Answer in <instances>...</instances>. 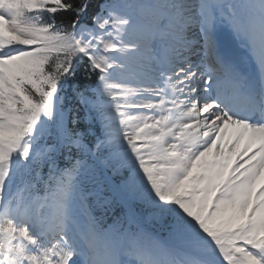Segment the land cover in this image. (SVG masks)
Masks as SVG:
<instances>
[{
    "label": "snow or ice",
    "instance_id": "6c2138e0",
    "mask_svg": "<svg viewBox=\"0 0 264 264\" xmlns=\"http://www.w3.org/2000/svg\"><path fill=\"white\" fill-rule=\"evenodd\" d=\"M0 264H264V0H0Z\"/></svg>",
    "mask_w": 264,
    "mask_h": 264
},
{
    "label": "bare ground",
    "instance_id": "6f19581e",
    "mask_svg": "<svg viewBox=\"0 0 264 264\" xmlns=\"http://www.w3.org/2000/svg\"><path fill=\"white\" fill-rule=\"evenodd\" d=\"M223 151H224L225 154H227V149H226V148L223 149ZM211 155L216 156V155H215V149L213 150L212 153H209L206 157L203 158V160H202L203 164H205V163L208 161L209 156H211ZM216 157H217V156H216ZM221 158H223V157H217V159H221Z\"/></svg>",
    "mask_w": 264,
    "mask_h": 264
},
{
    "label": "rangeland",
    "instance_id": "374dc122",
    "mask_svg": "<svg viewBox=\"0 0 264 264\" xmlns=\"http://www.w3.org/2000/svg\"><path fill=\"white\" fill-rule=\"evenodd\" d=\"M210 159H211V161H212V160H214V159H215V157L211 155V158H210ZM217 164H219V163H217Z\"/></svg>",
    "mask_w": 264,
    "mask_h": 264
}]
</instances>
